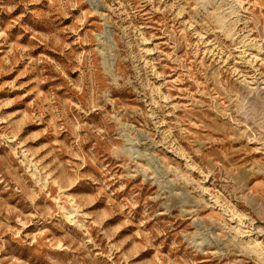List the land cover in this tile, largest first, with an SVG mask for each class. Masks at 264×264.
Masks as SVG:
<instances>
[{
    "label": "rangeland",
    "instance_id": "rangeland-1",
    "mask_svg": "<svg viewBox=\"0 0 264 264\" xmlns=\"http://www.w3.org/2000/svg\"><path fill=\"white\" fill-rule=\"evenodd\" d=\"M0 264H264V0H0Z\"/></svg>",
    "mask_w": 264,
    "mask_h": 264
},
{
    "label": "bare ground",
    "instance_id": "bare-ground-1",
    "mask_svg": "<svg viewBox=\"0 0 264 264\" xmlns=\"http://www.w3.org/2000/svg\"><path fill=\"white\" fill-rule=\"evenodd\" d=\"M217 21H218L219 24H222L223 23V21H222L221 18H218Z\"/></svg>",
    "mask_w": 264,
    "mask_h": 264
}]
</instances>
